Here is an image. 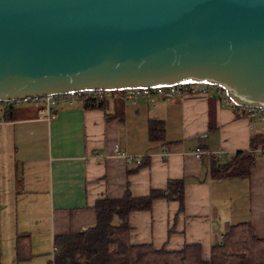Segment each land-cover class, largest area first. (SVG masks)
<instances>
[{"label": "crops", "instance_id": "1", "mask_svg": "<svg viewBox=\"0 0 264 264\" xmlns=\"http://www.w3.org/2000/svg\"><path fill=\"white\" fill-rule=\"evenodd\" d=\"M109 100L105 108L64 105L49 120L37 115L35 103L0 111L2 264H48L56 237L96 223L97 201L121 198L126 190L147 197L169 180L183 181V203L155 199L149 210L131 212V244L167 251L197 245L207 261L233 225L250 222L264 238V153L248 178L209 176L210 155L250 150L259 132L250 129L249 117L238 116L214 91L134 105L119 94ZM151 126L163 130L162 138H150ZM115 146L125 157L114 155ZM19 234L29 235L32 255L20 263L14 252Z\"/></svg>", "mask_w": 264, "mask_h": 264}, {"label": "water", "instance_id": "2", "mask_svg": "<svg viewBox=\"0 0 264 264\" xmlns=\"http://www.w3.org/2000/svg\"><path fill=\"white\" fill-rule=\"evenodd\" d=\"M188 84L264 110V0H0V102Z\"/></svg>", "mask_w": 264, "mask_h": 264}, {"label": "trees", "instance_id": "3", "mask_svg": "<svg viewBox=\"0 0 264 264\" xmlns=\"http://www.w3.org/2000/svg\"><path fill=\"white\" fill-rule=\"evenodd\" d=\"M119 93L109 92L110 95ZM109 101L106 92H102L85 97L82 102L85 108H105ZM35 104L40 109L41 105ZM12 106V103L0 102V111L8 113ZM233 108L238 116L255 119L254 114H246L243 108L234 105ZM155 127L157 129L150 127V138H162L163 130ZM262 153L264 133H259L250 139L249 151L235 152L230 157L210 155L209 176L213 180L248 178ZM155 199L175 200L182 204L183 181L169 180L165 190L151 191L147 197L134 198L126 190L121 198L97 201L93 208L96 223L85 230L56 237L54 257L48 264H264V238L256 235L250 222L231 226L221 242L211 248L207 261L203 260L197 245L167 251L156 250L147 244H131L129 214L149 210ZM29 242L28 234L17 235L14 246L17 262L32 258Z\"/></svg>", "mask_w": 264, "mask_h": 264}, {"label": "built area", "instance_id": "4", "mask_svg": "<svg viewBox=\"0 0 264 264\" xmlns=\"http://www.w3.org/2000/svg\"><path fill=\"white\" fill-rule=\"evenodd\" d=\"M210 91H214L215 94L223 99L226 103H231L227 98L225 92L216 86H209L206 84H188L183 86H165L158 87L154 89H126L119 93V98L126 104H136L139 100L143 99L146 102H151L150 100L155 96L162 100L172 99L174 97L188 96V97H206ZM96 93L102 92H69L66 94L50 95L38 99H28V100H16L11 102L13 105H20L24 103H39L40 109L37 111V115L40 118L49 120L54 117L55 112L62 106L72 107L75 103L83 101L85 97H91L96 95ZM109 92H106V97L109 98ZM232 104V103H231ZM153 107H156V103L152 102ZM246 114H254L256 119L250 121V129L257 130L259 133H264V110L262 109H252L243 108ZM114 155L125 157V155L118 151L115 146L113 148ZM194 154L197 157H201L204 153L196 148ZM55 249L53 250L51 261L54 257ZM53 264V263H52Z\"/></svg>", "mask_w": 264, "mask_h": 264}, {"label": "rangeland", "instance_id": "5", "mask_svg": "<svg viewBox=\"0 0 264 264\" xmlns=\"http://www.w3.org/2000/svg\"><path fill=\"white\" fill-rule=\"evenodd\" d=\"M260 158H262V159H264V154L260 157ZM50 253V252H49ZM50 256V255H49ZM48 258H50V257H48ZM50 260V259H49ZM7 262V261H6Z\"/></svg>", "mask_w": 264, "mask_h": 264}]
</instances>
